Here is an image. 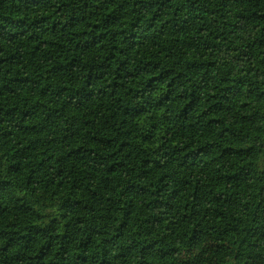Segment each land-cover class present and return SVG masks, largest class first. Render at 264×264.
<instances>
[{"label": "trees", "instance_id": "16d2710c", "mask_svg": "<svg viewBox=\"0 0 264 264\" xmlns=\"http://www.w3.org/2000/svg\"><path fill=\"white\" fill-rule=\"evenodd\" d=\"M0 264H264V0H0Z\"/></svg>", "mask_w": 264, "mask_h": 264}]
</instances>
